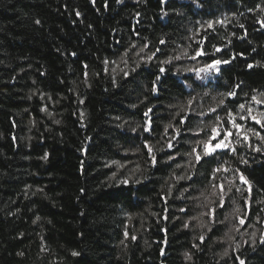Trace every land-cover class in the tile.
I'll use <instances>...</instances> for the list:
<instances>
[{
    "label": "trees",
    "instance_id": "16d2710c",
    "mask_svg": "<svg viewBox=\"0 0 264 264\" xmlns=\"http://www.w3.org/2000/svg\"><path fill=\"white\" fill-rule=\"evenodd\" d=\"M0 264H264V0H0Z\"/></svg>",
    "mask_w": 264,
    "mask_h": 264
},
{
    "label": "rangeland",
    "instance_id": "374dc122",
    "mask_svg": "<svg viewBox=\"0 0 264 264\" xmlns=\"http://www.w3.org/2000/svg\"><path fill=\"white\" fill-rule=\"evenodd\" d=\"M226 136L229 137L230 136V133L229 132H226ZM217 145H220L219 147H216ZM224 147V144L223 143H218V144H215L213 145L212 147H208V150L207 153L209 152H212L214 151L215 149H220V148H223Z\"/></svg>",
    "mask_w": 264,
    "mask_h": 264
},
{
    "label": "snow or ice",
    "instance_id": "6c2138e0",
    "mask_svg": "<svg viewBox=\"0 0 264 264\" xmlns=\"http://www.w3.org/2000/svg\"><path fill=\"white\" fill-rule=\"evenodd\" d=\"M216 63H219V61H217ZM220 145H217L216 147H219ZM74 255L76 254V253H73Z\"/></svg>",
    "mask_w": 264,
    "mask_h": 264
}]
</instances>
